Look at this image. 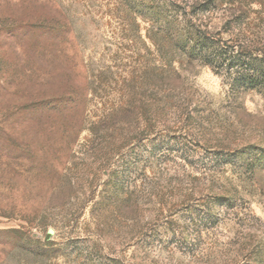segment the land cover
<instances>
[{
  "label": "rangeland",
  "instance_id": "obj_1",
  "mask_svg": "<svg viewBox=\"0 0 264 264\" xmlns=\"http://www.w3.org/2000/svg\"><path fill=\"white\" fill-rule=\"evenodd\" d=\"M263 73L264 0H0V264H264Z\"/></svg>",
  "mask_w": 264,
  "mask_h": 264
},
{
  "label": "trees",
  "instance_id": "obj_2",
  "mask_svg": "<svg viewBox=\"0 0 264 264\" xmlns=\"http://www.w3.org/2000/svg\"><path fill=\"white\" fill-rule=\"evenodd\" d=\"M168 36V35H167ZM165 39L166 40H168V42L171 44V45H173V47L174 48H179L180 49V47H178L179 45L181 46V48H182V50L183 51H185L187 54H188V56L189 57H191L193 54H194V46H191L190 47V44H189V42L190 41H187V40H176L175 41V43H173L168 37H166L165 36ZM213 54H215V53H210V55H208V57H210V58H212V57H214L215 58V56H217V55H213ZM217 54V53H216ZM254 58H257V57H254ZM210 60V59H209ZM210 61H208V63H209ZM207 64V63H206ZM88 69H89V67H88ZM240 77H242L241 75H239ZM253 77V76H252ZM89 78H90V86L92 87V89H90V92H91V95H95V90L93 89V84H94V81H95V75L93 74V73H89ZM257 79L259 80H264V73L262 74V75H260L259 77H257Z\"/></svg>",
  "mask_w": 264,
  "mask_h": 264
}]
</instances>
